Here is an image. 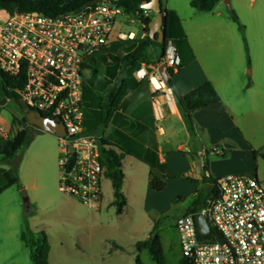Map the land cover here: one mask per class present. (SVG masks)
I'll use <instances>...</instances> for the list:
<instances>
[{"label": "built area", "instance_id": "built-area-1", "mask_svg": "<svg viewBox=\"0 0 264 264\" xmlns=\"http://www.w3.org/2000/svg\"><path fill=\"white\" fill-rule=\"evenodd\" d=\"M116 2L102 0L58 16L0 9L5 15L0 17V73L23 81L10 91L27 110L63 122L60 191L93 209L102 204L104 168L101 137L86 133L85 75L91 61L106 54L112 43L136 37L116 31L118 17L126 16ZM143 10L150 17L152 11ZM164 62L175 72L181 65L173 41L163 60L142 62L135 71L137 79L149 80L154 102L160 92L171 90L159 72ZM205 176L215 184L203 207L176 219L182 259L187 264H264L263 184L246 174L212 177L206 171ZM197 213L206 218L208 234H200Z\"/></svg>", "mask_w": 264, "mask_h": 264}, {"label": "crops", "instance_id": "crops-1", "mask_svg": "<svg viewBox=\"0 0 264 264\" xmlns=\"http://www.w3.org/2000/svg\"><path fill=\"white\" fill-rule=\"evenodd\" d=\"M231 2L233 3L232 0ZM221 3L222 1L208 13L195 9L197 13L184 19L177 8L171 7L170 0H162V7L172 14L170 41L179 42V45L175 46L182 68L177 70L173 77L174 91L178 95H184L206 82H211L221 98L220 102L194 113L193 118L199 129L198 136H191L178 108L174 91L163 90L154 102L149 80L137 79L135 72L133 79H126V103L124 102L123 111L113 113L106 126L94 132L92 122L97 119L91 117L89 105L92 100L96 102L97 99L89 89L85 98L84 84L86 133L101 137L118 152L127 153L122 162V191L127 200L126 210L131 204H140L149 214H162L164 211L161 200L170 203L181 197V202L188 199L193 202L201 187L199 181L206 164L209 165L208 172L212 177H220L237 173L236 159H254V149L242 134L235 119V108L227 98L228 94L232 99L237 98L242 91L241 88L233 89L231 51L237 44V36L229 25V22H233L230 18L231 11L224 14ZM141 26L143 29L142 23ZM237 34L242 36L240 31ZM144 35L143 32L142 37ZM150 61L153 64L159 59ZM8 101L9 98H6L5 103ZM27 127L48 134L31 124L27 109L22 106L20 114L12 116L4 128L0 126V139H13L19 131ZM214 145L218 146L211 149ZM224 150L229 151L228 158L216 157ZM17 154L18 152L9 159L0 149V185L17 178L21 187L37 188L44 182L34 171L39 166L37 163L28 162L22 167L20 178L16 175L10 178L5 176L16 163ZM195 154L205 159L201 169L196 166ZM142 158H147V161ZM152 161L165 165L166 187L160 192L152 190L149 186ZM10 190L15 191L9 193ZM20 190L19 184H14L0 194V264H19L20 255L28 256L32 262L30 247L21 240L28 222L22 217L19 209ZM8 193L9 195L1 200ZM188 208H185L181 215L185 214ZM2 228H5V232Z\"/></svg>", "mask_w": 264, "mask_h": 264}, {"label": "rangeland", "instance_id": "rangeland-1", "mask_svg": "<svg viewBox=\"0 0 264 264\" xmlns=\"http://www.w3.org/2000/svg\"><path fill=\"white\" fill-rule=\"evenodd\" d=\"M191 1L170 0V5L177 8L185 19L197 13L191 6ZM232 1L233 3L231 0H222L220 7L224 14L235 11L245 27L244 34L241 33L242 36H239L237 24L229 22L234 35L237 36V44L231 51L233 89L241 88L244 94L241 93L239 97L233 99L228 94L227 98L235 108V119L246 141L259 153L252 161L244 157H241V160L236 159L238 171L235 174L257 176L264 186V158L260 155L264 153V0ZM0 17L3 18L5 15L0 12ZM115 28L117 32H134L137 38H141L143 34L141 21L133 16L118 17ZM174 44L179 45V42L175 40ZM130 47L116 41L106 50V55L123 57L130 51ZM147 54L150 60L159 58L161 49L152 47ZM150 60L148 62L151 63ZM135 70L111 62L99 63L88 68L85 85L97 99L96 102L92 100L89 105L91 117L97 119L91 121L94 132L106 126L113 113L123 111L124 102L126 103V79H133ZM121 84L123 90L106 118L104 114L106 95ZM6 98L0 81V126L3 128L10 122L12 116L20 114V108L24 106L21 101L13 98H9L5 103ZM216 146L218 145L212 146L211 149ZM60 155L58 137L36 132L32 141L19 150L15 157L16 163L5 175L7 178L15 175L20 178L23 173L22 167L28 162L39 165L34 171L44 182L34 189L22 187L24 191L18 192L19 209L33 233L44 231L47 234L51 247L50 264H135L137 255H140L143 264H155L148 250L138 252L136 248L138 242L148 239L155 227L161 237L166 264H179L180 239L175 223L183 210L190 206L192 199L181 202V197H178L170 203L161 200L164 211L162 214L160 212L149 214L142 205L131 204L127 210L125 208L123 214L118 215L116 207L112 205L114 201L112 183L104 177L101 207L89 208L76 198L60 191ZM216 157L226 159L229 157V151L224 150ZM12 191L15 190H10L9 193ZM26 199L30 204L28 208L24 203ZM1 230L5 232V228ZM19 264L32 262L28 256L20 255Z\"/></svg>", "mask_w": 264, "mask_h": 264}, {"label": "trees", "instance_id": "trees-1", "mask_svg": "<svg viewBox=\"0 0 264 264\" xmlns=\"http://www.w3.org/2000/svg\"><path fill=\"white\" fill-rule=\"evenodd\" d=\"M99 1L102 0H0V9L10 14L38 13L46 16H58L79 10L89 4ZM148 1L150 0H117L116 4L124 10L127 16H135L139 14L138 19L144 25L143 32L145 35L141 38L135 37L134 39L120 40L119 42L121 44L131 46L130 51L123 57L103 54L99 58L93 59L90 66L98 65L99 63L107 64L111 62L113 64L124 65V67L137 69L142 62L150 60L147 51L152 47H158L161 49V55L158 58V62L165 58L168 43L171 40L170 27L172 24V14L170 11L163 8L166 38L164 43H157V41L152 40L148 35L149 25L155 18V15L152 13L150 17L147 18L143 16L144 10L142 9V5ZM220 1L222 0H192L191 6L198 12L208 13L212 12ZM230 18L237 24L239 31L244 34L245 27L241 24L239 16L235 11H231ZM244 42L248 52L245 38ZM181 68L182 65L178 67V70ZM175 73L176 72L172 68L169 69V81L167 86L173 91V77L175 76ZM0 81L3 84V89L7 98H13L20 102L19 96L15 92L10 91V89L22 87L23 81L11 79L2 73H0ZM122 90L123 86L121 84L107 93L104 113L106 118L110 115L111 110L119 98ZM87 91L88 88L85 85V98L87 97ZM174 96L192 137L198 136L199 133V129L193 118L194 113L221 101L219 94L211 82H206L184 95H178L174 91ZM36 132L37 131L33 130V128L27 127L19 131L13 139H0V149L2 153L7 158L11 159L17 152H19L20 149L32 141L33 134ZM126 154L127 153L125 151H116L109 143L101 139V163L104 168V177L108 178L112 183L114 195L112 205L116 207V213L118 215H121L127 206V200L122 191L124 183L122 162ZM253 154L254 157L259 155L257 151H253ZM260 155L264 158V153H260ZM142 159L147 161V158ZM208 167V164L203 167L202 178L199 181L201 182V187L196 192V197L186 213L199 211L203 207L206 197L213 190L215 180L205 176V172L208 171ZM166 180L167 176L165 174V165L152 161L150 163L149 175L150 188L157 192L163 191L166 187ZM14 184H19V188L24 191L19 183V180L16 178L10 182L0 185V194ZM21 240L30 247L33 264H50L49 256L51 247L48 236L44 231L33 233L27 225L26 230L21 235ZM136 248L138 252H141L144 249L148 250L155 264H166V258L161 244V237L157 232L156 227L147 240L140 241L136 244ZM135 264H143L140 255L136 256ZM179 264H187V261L181 259Z\"/></svg>", "mask_w": 264, "mask_h": 264}, {"label": "water", "instance_id": "water-1", "mask_svg": "<svg viewBox=\"0 0 264 264\" xmlns=\"http://www.w3.org/2000/svg\"><path fill=\"white\" fill-rule=\"evenodd\" d=\"M142 9L151 10L155 15V18L149 25L148 35L152 40L157 41V43H164L166 38L165 27H164V14L162 7V0H150L145 2L142 5ZM159 72L167 84L169 81V69L167 63H162L159 66ZM27 117L29 118L32 125H34L39 130L51 134L55 137H62L66 134V128L61 120L58 119H50L48 117L43 116L40 113L34 112L32 110H27ZM72 149V147H71ZM197 163L196 166L201 169V167L205 164V159L194 155ZM25 206L28 208L30 206L28 199L25 200ZM197 220V228L201 235L208 234L210 232V227L206 221V218L203 214H196Z\"/></svg>", "mask_w": 264, "mask_h": 264}]
</instances>
